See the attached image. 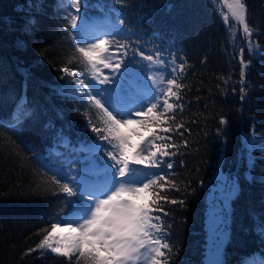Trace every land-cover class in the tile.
I'll return each instance as SVG.
<instances>
[{
	"label": "trees",
	"instance_id": "trees-1",
	"mask_svg": "<svg viewBox=\"0 0 264 264\" xmlns=\"http://www.w3.org/2000/svg\"><path fill=\"white\" fill-rule=\"evenodd\" d=\"M245 2L255 29L251 39L259 45L251 51L242 27L226 23L212 0H86L89 7L82 10L88 20L115 25L123 15L125 41L148 52L156 47L175 52L178 63L181 56L186 62L180 80L184 110L177 113L185 134L174 137L180 147L170 158L171 178L181 191L167 193L184 204H165L166 216L156 213L173 248L170 264L205 262L211 177L219 161L239 178L227 216L224 264H264V237L258 229L264 220V167L259 160L255 168L247 166L242 147L253 130L264 138V0ZM33 3L0 0V264H66L47 251L26 254L47 234L41 229L70 210L54 185L41 186L37 156L53 170L66 169L72 160L76 170L88 168L95 157L103 162L99 154L81 151L94 134L85 130L79 105L59 94L67 79H61L60 68L71 55L63 31L67 17L58 7L67 0ZM242 48L246 69L240 64ZM241 88L248 92L245 100ZM18 102L30 105L33 118L16 125L10 115ZM222 118L226 125L220 124Z\"/></svg>",
	"mask_w": 264,
	"mask_h": 264
},
{
	"label": "snow or ice",
	"instance_id": "snow-or-ice-1",
	"mask_svg": "<svg viewBox=\"0 0 264 264\" xmlns=\"http://www.w3.org/2000/svg\"><path fill=\"white\" fill-rule=\"evenodd\" d=\"M224 3L248 38L249 50L258 48L251 39L255 29L248 22L245 0ZM58 7L67 17L63 31L71 43V55L60 68L61 79H67L59 94L79 105L76 111L85 121V130L94 134L89 147L81 151L99 154L103 167L93 160L88 168L76 170L77 161L72 160L66 169L53 170L37 156L43 169L41 186L54 185L53 191L64 195L70 210L50 220L41 229L47 234L26 254L47 251L65 258L66 264H170L173 248L165 239L168 233L162 216L156 213L166 216L165 204H184L167 193L181 191L171 178L174 163L170 158L180 147L174 137L185 134L177 113L184 110L180 101L185 85L180 80L186 62L181 56L178 63L175 52L160 47L148 52L125 41L128 29L123 15L118 24L93 32L82 14L89 7L86 0H67V5ZM223 19L229 22L228 15ZM240 64L242 69L248 67L243 48ZM245 75L242 71L241 82ZM240 92L245 100L246 88ZM29 110L30 105L18 102L11 122L26 123L33 118ZM227 123L220 120L222 125ZM183 147H188L186 140ZM242 147L247 166L255 168L259 160L264 167V138H257L253 130ZM220 179L226 200L235 198L238 176L221 172ZM258 229L264 237V220Z\"/></svg>",
	"mask_w": 264,
	"mask_h": 264
},
{
	"label": "rangeland",
	"instance_id": "rangeland-1",
	"mask_svg": "<svg viewBox=\"0 0 264 264\" xmlns=\"http://www.w3.org/2000/svg\"><path fill=\"white\" fill-rule=\"evenodd\" d=\"M212 1L219 9L222 19L223 15H228V23L236 24L235 21L232 20L231 14L228 10L227 5L224 3V0ZM229 2H231V0H229ZM113 25H115L113 22L103 21L99 18L95 21L89 20V28L93 32L109 28ZM107 71L108 70H105V72ZM93 160L96 162L97 166L103 167V162L100 159L95 157ZM221 172H223L224 174H228L222 168L221 161H219L211 177L212 188L209 193V205L206 218V228L208 230V235L204 264H216V262H219V264H224V246L226 244V239L228 238L229 230L226 226V223L230 201H227L225 198L224 182L220 179ZM225 204H227L226 207Z\"/></svg>",
	"mask_w": 264,
	"mask_h": 264
},
{
	"label": "bare ground",
	"instance_id": "bare-ground-1",
	"mask_svg": "<svg viewBox=\"0 0 264 264\" xmlns=\"http://www.w3.org/2000/svg\"><path fill=\"white\" fill-rule=\"evenodd\" d=\"M65 235H66V233H65Z\"/></svg>",
	"mask_w": 264,
	"mask_h": 264
}]
</instances>
